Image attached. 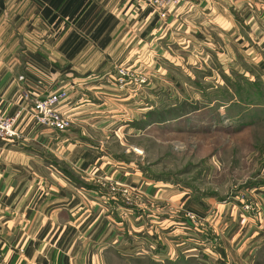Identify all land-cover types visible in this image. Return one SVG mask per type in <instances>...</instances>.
Wrapping results in <instances>:
<instances>
[{
	"label": "crops",
	"instance_id": "1",
	"mask_svg": "<svg viewBox=\"0 0 264 264\" xmlns=\"http://www.w3.org/2000/svg\"><path fill=\"white\" fill-rule=\"evenodd\" d=\"M231 41L251 42L250 56L256 46L264 54V0H186L165 20L136 0H0V114L13 116L28 108L25 90L35 94L69 86L66 112L77 127L92 121V113L80 112L83 104L98 95L110 101L111 94L102 89L109 80L94 76L111 72L115 54L130 61L147 45V50L170 45L193 52L218 50ZM72 128L64 133L38 129L25 113L17 126L22 138L0 139V264L123 259L119 247L130 246L137 214L144 212H114L98 193V180L126 183L149 203L170 201V222H177L176 214L201 212L192 201L179 203L181 191L168 192L132 175ZM64 173L96 189L86 192L80 180ZM143 223H135L137 231ZM258 243L253 250L259 252L264 243Z\"/></svg>",
	"mask_w": 264,
	"mask_h": 264
},
{
	"label": "rangeland",
	"instance_id": "2",
	"mask_svg": "<svg viewBox=\"0 0 264 264\" xmlns=\"http://www.w3.org/2000/svg\"><path fill=\"white\" fill-rule=\"evenodd\" d=\"M227 44L193 52L147 45L130 61L115 54L111 72L94 76L109 80L102 89L110 101L98 95L83 104L92 121L74 129L71 94L63 102L72 121L66 131L80 130L129 173L181 191L179 203L201 211L170 222V201L149 203L126 183L98 180L114 212H144L135 221L144 220L143 230L134 223L130 246L119 247L125 261L111 264H264V246L253 250L264 243V54L256 46L250 56L251 42ZM78 180L84 191L96 189Z\"/></svg>",
	"mask_w": 264,
	"mask_h": 264
},
{
	"label": "built area",
	"instance_id": "3",
	"mask_svg": "<svg viewBox=\"0 0 264 264\" xmlns=\"http://www.w3.org/2000/svg\"><path fill=\"white\" fill-rule=\"evenodd\" d=\"M161 11L164 17L171 10L181 6L186 0H136ZM21 82H26L25 77H20ZM70 92L60 86L50 88L49 91L33 94L30 89L25 90L23 99L28 102V108L19 110L13 116L0 114V139L15 141L22 138L17 130L18 123L23 115L28 113L32 122L38 129L64 132L72 124L63 110V102L69 98Z\"/></svg>",
	"mask_w": 264,
	"mask_h": 264
},
{
	"label": "trees",
	"instance_id": "4",
	"mask_svg": "<svg viewBox=\"0 0 264 264\" xmlns=\"http://www.w3.org/2000/svg\"><path fill=\"white\" fill-rule=\"evenodd\" d=\"M149 114H150V112H149ZM149 114H148V116H149ZM60 168V170L61 171H65V169L63 168V167H59ZM65 174V173H64ZM65 175H67L68 177H70L71 179H72V181L73 180H75V181H78V179L77 178H75L71 173H66ZM85 188V187H84Z\"/></svg>",
	"mask_w": 264,
	"mask_h": 264
}]
</instances>
